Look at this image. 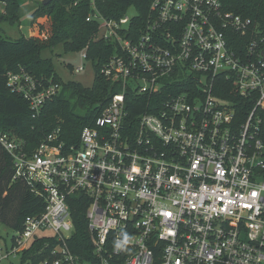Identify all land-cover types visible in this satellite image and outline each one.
I'll use <instances>...</instances> for the list:
<instances>
[{"label":"built area","instance_id":"1","mask_svg":"<svg viewBox=\"0 0 264 264\" xmlns=\"http://www.w3.org/2000/svg\"><path fill=\"white\" fill-rule=\"evenodd\" d=\"M80 2L97 38L114 47L100 68L114 93L76 144L60 142L56 129L29 150L0 130L13 180L44 201L0 247V264L39 241L35 254L47 256L38 264H89L69 248L76 195L87 200L99 264H264L262 25L231 11L230 0H151L134 34V17L105 20L96 0L73 6ZM173 83L186 90L169 92ZM6 86L32 118L60 91L22 69ZM135 99L148 112L131 117Z\"/></svg>","mask_w":264,"mask_h":264},{"label":"trees","instance_id":"2","mask_svg":"<svg viewBox=\"0 0 264 264\" xmlns=\"http://www.w3.org/2000/svg\"><path fill=\"white\" fill-rule=\"evenodd\" d=\"M4 3L0 12V22L14 24L19 17V0H1ZM75 0H51L47 5L42 2L31 15L33 35L27 39L9 40L0 34V130L11 137L23 140L32 150L48 134L59 129V141L65 145L76 144L80 131L90 126L106 106L109 96L114 93L102 75V64L114 54L111 43L98 39V23L87 22L91 9L88 2L73 6ZM235 14L250 18L264 28V0H230ZM151 0H96V9L105 20L117 21L129 8H134L136 15L130 24L134 34L144 25ZM133 34V35H134ZM61 47L65 54L79 53L86 48L85 61L93 69L94 78L90 87L78 82L63 81L56 73L51 58L42 56L43 51H52ZM71 69V66H68ZM24 70L35 79L52 80L60 86L57 96L48 100L39 116L32 118L27 103L21 96L13 94L6 86L7 74ZM169 92L185 91L183 83L169 85ZM228 88L226 89L227 93ZM164 96L153 98L156 105ZM131 99V98H130ZM130 110L131 117L148 112L144 99ZM260 139L264 143V121L261 125ZM87 200L83 195H76L70 202V216L74 233L69 241V248L81 261L99 264L93 256L85 210ZM44 201L34 196L28 187L13 180L10 157L0 148V225L9 226L14 232L21 230L26 216L42 212ZM43 241L34 243L27 251L20 254L23 264L31 260L38 264L47 256V252L36 255ZM110 264H124L122 260H112Z\"/></svg>","mask_w":264,"mask_h":264},{"label":"rangeland","instance_id":"3","mask_svg":"<svg viewBox=\"0 0 264 264\" xmlns=\"http://www.w3.org/2000/svg\"><path fill=\"white\" fill-rule=\"evenodd\" d=\"M42 1L43 0H19L20 10L17 22L14 24L0 22V34L13 41L22 38H30L33 35L31 15ZM1 9H3V7ZM0 12L3 11L0 10ZM125 15L132 18L136 15V11L134 8H129ZM42 56L52 59L55 71L63 81L78 82L85 87H90L92 85L94 78L92 66L81 59L80 53L65 54L61 47H57L52 51H43ZM68 66H71V69H69ZM79 67H82L83 70L81 72H76L75 70ZM13 237L14 231L9 226L1 224L0 247L2 248V253L5 252V246L6 248L10 247ZM2 264H21V262L20 258L15 256L11 257L9 261H4Z\"/></svg>","mask_w":264,"mask_h":264},{"label":"clouds","instance_id":"4","mask_svg":"<svg viewBox=\"0 0 264 264\" xmlns=\"http://www.w3.org/2000/svg\"><path fill=\"white\" fill-rule=\"evenodd\" d=\"M127 239H128V237L125 236V238H124V242H126ZM121 246H122V242H119V241H118V242L116 243V247L119 249Z\"/></svg>","mask_w":264,"mask_h":264},{"label":"water","instance_id":"5","mask_svg":"<svg viewBox=\"0 0 264 264\" xmlns=\"http://www.w3.org/2000/svg\"><path fill=\"white\" fill-rule=\"evenodd\" d=\"M50 1H51V0H43V1H42V4H43V5H47Z\"/></svg>","mask_w":264,"mask_h":264}]
</instances>
